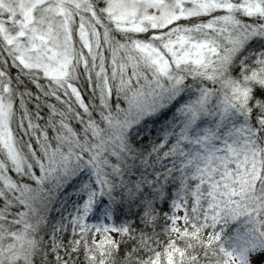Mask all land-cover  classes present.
<instances>
[{
	"label": "snow or ice",
	"instance_id": "obj_1",
	"mask_svg": "<svg viewBox=\"0 0 264 264\" xmlns=\"http://www.w3.org/2000/svg\"><path fill=\"white\" fill-rule=\"evenodd\" d=\"M0 264H264V0H0Z\"/></svg>",
	"mask_w": 264,
	"mask_h": 264
},
{
	"label": "trees",
	"instance_id": "obj_2",
	"mask_svg": "<svg viewBox=\"0 0 264 264\" xmlns=\"http://www.w3.org/2000/svg\"><path fill=\"white\" fill-rule=\"evenodd\" d=\"M257 50H258V48H257ZM234 226V225H233Z\"/></svg>",
	"mask_w": 264,
	"mask_h": 264
}]
</instances>
